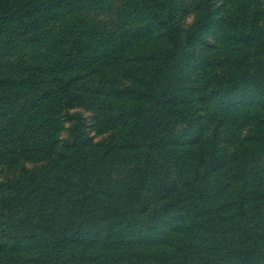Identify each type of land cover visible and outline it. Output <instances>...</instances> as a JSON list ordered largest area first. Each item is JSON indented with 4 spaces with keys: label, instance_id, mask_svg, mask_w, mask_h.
I'll return each instance as SVG.
<instances>
[{
    "label": "rangeland",
    "instance_id": "rangeland-1",
    "mask_svg": "<svg viewBox=\"0 0 264 264\" xmlns=\"http://www.w3.org/2000/svg\"><path fill=\"white\" fill-rule=\"evenodd\" d=\"M164 2L0 0V264H264V0Z\"/></svg>",
    "mask_w": 264,
    "mask_h": 264
},
{
    "label": "trees",
    "instance_id": "trees-1",
    "mask_svg": "<svg viewBox=\"0 0 264 264\" xmlns=\"http://www.w3.org/2000/svg\"><path fill=\"white\" fill-rule=\"evenodd\" d=\"M171 11H172V3H171V0H165V2H164V7L162 6V8L160 9V13L159 12H157V14L155 15L156 17H162L161 16V14L162 13H165V14H167V16H168V20H170V19H173L172 18V16H171ZM12 14H15V12L14 13H12ZM11 15V14H10ZM165 17V16H164ZM164 17H162L161 19L163 20V18ZM163 22L165 23L166 21H164L163 20ZM175 26V25H174ZM168 32L170 33V34H173V36L176 38V39H178V40H180V38L178 37V32H179V30L178 29H176V28H173V25H171L170 27H168ZM65 40H67V42H68V38H66ZM21 125H18V124H14V128L15 129H17V128H19ZM176 264H186V263H182V261H178Z\"/></svg>",
    "mask_w": 264,
    "mask_h": 264
}]
</instances>
